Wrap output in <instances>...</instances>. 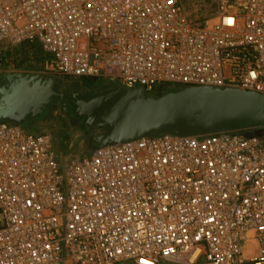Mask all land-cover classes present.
<instances>
[{
  "label": "built area",
  "instance_id": "built-area-1",
  "mask_svg": "<svg viewBox=\"0 0 264 264\" xmlns=\"http://www.w3.org/2000/svg\"><path fill=\"white\" fill-rule=\"evenodd\" d=\"M213 3L195 21L182 0H0V51L37 44L45 74L149 95H264V0ZM244 132L74 157L0 121V264H264V136Z\"/></svg>",
  "mask_w": 264,
  "mask_h": 264
},
{
  "label": "water",
  "instance_id": "water-1",
  "mask_svg": "<svg viewBox=\"0 0 264 264\" xmlns=\"http://www.w3.org/2000/svg\"><path fill=\"white\" fill-rule=\"evenodd\" d=\"M4 80L0 121L30 122L62 100L98 147L162 134L196 137L264 128V95L236 88H173L154 97L142 88L116 86L79 97L59 93L49 76L10 74Z\"/></svg>",
  "mask_w": 264,
  "mask_h": 264
},
{
  "label": "rangeland",
  "instance_id": "rangeland-1",
  "mask_svg": "<svg viewBox=\"0 0 264 264\" xmlns=\"http://www.w3.org/2000/svg\"><path fill=\"white\" fill-rule=\"evenodd\" d=\"M182 3L192 20L212 19L217 15L213 0H182ZM37 47L38 49L40 48L39 46ZM7 52H9L10 57H7ZM39 52L38 56H35L33 53L27 55L25 53L28 56L25 57L23 50L17 49V47L0 51V75H29L30 73H38L57 80L59 83V93L68 96H79L81 92H85L83 89L81 90L82 86L77 83L78 80H70L60 76L45 74L43 70L44 60H41L44 54L41 49ZM104 84L108 87L114 86ZM105 90L107 89H102L101 91ZM164 93L161 91L150 95ZM71 109V106L67 102L58 100L51 107H47L41 116L33 119L29 123H25L22 127L33 133H50L54 136L59 149L73 153L74 157H88L98 146L89 138V128L84 125V122L82 124L79 118L72 114ZM244 133L245 135L253 136L257 135L258 132L257 130H250Z\"/></svg>",
  "mask_w": 264,
  "mask_h": 264
},
{
  "label": "trees",
  "instance_id": "trees-1",
  "mask_svg": "<svg viewBox=\"0 0 264 264\" xmlns=\"http://www.w3.org/2000/svg\"><path fill=\"white\" fill-rule=\"evenodd\" d=\"M38 45L37 44H33V43H28V44H24L22 45L21 47L24 48L23 49V53L25 55L29 54V53H33L35 56H38L39 55V51H40V48L38 49L37 47ZM39 52V53H38ZM9 52H7V57H10V54H8ZM25 57H28L26 56ZM5 57V56H4ZM26 60V59H25ZM41 60H45V57L42 56ZM23 62V61H22ZM78 84H81V85H84L85 87H94V88H101L102 89H107V90H110L113 87H108L106 86L102 81L100 80H97V79H82V80H78L77 82ZM170 89H173V88H164L163 90H161L162 92H167L168 90ZM174 89H177V88H174ZM160 91V92H161ZM161 94H155V95H152L154 97H157V96H160ZM17 124V123H16ZM253 131V130H252ZM257 135L259 136H264V128L262 129H257Z\"/></svg>",
  "mask_w": 264,
  "mask_h": 264
},
{
  "label": "flooded vegetation",
  "instance_id": "flooded-vegetation-1",
  "mask_svg": "<svg viewBox=\"0 0 264 264\" xmlns=\"http://www.w3.org/2000/svg\"><path fill=\"white\" fill-rule=\"evenodd\" d=\"M7 75H10V74H6V75H4V74H2V75H0V85H2V86H5L7 83H6V81L4 80L5 79V77L7 76ZM24 75V74H23ZM26 75V74H25ZM29 75H41V74H38V73H30ZM41 76H44V77H48V76H46V75H41ZM53 80H55V79H53ZM56 82H57V86L55 87V89L57 90V91H59V88H58V86H59V83H58V81L57 80H55ZM81 85V84H80ZM82 86V88H81V90L83 89V91H85V92H81V94L79 95V97H84V96H86V95H88V94H98V93H101V88H94V87H85L84 85H81ZM0 102H1V98H0ZM54 103V102H53ZM52 103V104H53ZM52 104H50V105H48L47 107H51L52 106ZM44 113V112H43ZM80 120V119H79ZM81 121V123L83 124V120H80ZM29 123V122H28Z\"/></svg>",
  "mask_w": 264,
  "mask_h": 264
},
{
  "label": "crops",
  "instance_id": "crops-1",
  "mask_svg": "<svg viewBox=\"0 0 264 264\" xmlns=\"http://www.w3.org/2000/svg\"><path fill=\"white\" fill-rule=\"evenodd\" d=\"M16 48V47H15ZM17 49H24V48H22L21 46H18L17 47ZM11 123H14V124H16L15 122H11ZM25 123H17V125H19V126H21L22 127V125H24ZM22 128H24V127H22ZM26 130V129H25ZM28 131V130H27Z\"/></svg>",
  "mask_w": 264,
  "mask_h": 264
},
{
  "label": "bare ground",
  "instance_id": "bare-ground-1",
  "mask_svg": "<svg viewBox=\"0 0 264 264\" xmlns=\"http://www.w3.org/2000/svg\"><path fill=\"white\" fill-rule=\"evenodd\" d=\"M216 22V20H213L212 23Z\"/></svg>",
  "mask_w": 264,
  "mask_h": 264
}]
</instances>
